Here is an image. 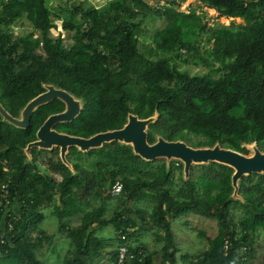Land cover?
<instances>
[{"label":"trees","instance_id":"trees-1","mask_svg":"<svg viewBox=\"0 0 264 264\" xmlns=\"http://www.w3.org/2000/svg\"><path fill=\"white\" fill-rule=\"evenodd\" d=\"M198 1L228 21L242 18L245 23L209 26L203 13L182 11L176 0L157 8L146 0H108L100 7L82 0H0V103L18 118L47 85H54L83 102L72 121L55 124L61 132L90 137L123 127L130 114L156 115L148 128L150 143L162 136L193 147L220 144L244 154L256 143L264 151V0ZM151 11L167 24L143 51L142 26ZM22 18L33 30L15 34L12 24ZM58 20L73 33L71 45L61 33L51 34ZM201 32L213 40L212 47L200 48ZM184 47L210 69L191 74L178 67ZM64 109L59 98L42 104L26 128L0 113V188L8 183L10 192V204L0 206V229L13 224L0 264H51L39 256L51 238L39 228L45 218L41 207L50 204L59 230L73 243L61 264H96L107 248L98 232L110 224L118 234L134 228L129 240L153 232L164 242L153 250L131 246L137 258L130 264H177L171 221L190 213L215 219L218 233L205 251L182 256L184 263L245 264L254 256L256 234L264 230V172L244 175L235 193V170L229 165L193 164L185 177L181 161L146 160L118 140L88 152L69 147L72 167L54 147L45 158L48 168L42 169L45 149L35 146L27 154L26 147L37 140L48 116ZM83 155L93 158L92 167L81 161ZM117 181L123 191L107 217L105 191ZM91 197L101 202L89 207ZM144 200L152 204L151 211L133 208ZM76 216L80 223L74 226ZM110 253L113 262L117 249Z\"/></svg>","mask_w":264,"mask_h":264},{"label":"rangeland","instance_id":"rangeland-1","mask_svg":"<svg viewBox=\"0 0 264 264\" xmlns=\"http://www.w3.org/2000/svg\"><path fill=\"white\" fill-rule=\"evenodd\" d=\"M57 1L59 0H54V3H56ZM82 1L84 2L86 1L87 3H92L95 6L100 7L106 4L108 0H82ZM146 1L157 8V7L170 5V3L173 0H146ZM176 1L179 3L178 5H176V7H178L182 11L189 12L195 10L197 13H203L205 16L204 17L205 21L208 23L209 26H213L215 24L229 25L232 23H236V24L245 23L242 18L227 21L224 18V16H221L216 9L213 10L212 8L203 5L198 0H176ZM57 24H58L57 28L51 29V34L53 36H58L61 33L62 37H64L65 39V43L67 45H71L73 42V37H72L73 33L64 31L61 20H58ZM166 24H167V20L163 15H159L151 11L147 16V18L145 19L142 26L143 32L140 42V49L143 51H147L148 49H150L153 44V40H152L153 35L157 32V30L162 29ZM12 30L15 32V34L20 35L33 30V25L26 18H22L12 24ZM38 33L39 32H36V34ZM198 44L200 45V48L204 50L205 48L212 47L213 40L209 41L207 33L201 32L198 40ZM175 54L176 53H169L167 54V56L174 57ZM179 55L180 57L176 58V65L181 69H185L189 71L191 74H195V73L202 74L210 69L207 65H204L198 59V57L194 56L191 52H189L186 47H184L181 50ZM183 59H185L186 61H183ZM216 74H219V72ZM77 100H79L80 106H82L83 102L78 98ZM248 148L250 150L248 154H252L254 152L253 145L249 144ZM25 151L27 154L30 153V150L28 148H26ZM88 151L89 150L82 152H88ZM50 155H52L51 149H45V151H42L39 160V164L42 169L48 168V163L45 158ZM59 155H60V150H59ZM162 159H166V158H162ZM166 160L169 162L175 159H171V160L166 159ZM81 161H84L85 164L89 167L93 166L92 157H84L83 155ZM175 174L177 175L178 172L176 171ZM54 176L57 179L61 178V174L59 173H55ZM109 191L110 190H108V192L107 190L105 191L107 199L104 201L105 202L104 204L107 207V211H106L107 217H110L115 207H117V195H111ZM100 202H101L100 199L94 200V198L91 197L89 207H93L94 205L97 206ZM138 207L145 208L151 211L152 204L147 200L139 201L133 205L134 209ZM41 208L45 215V218L39 223V228L44 229L47 232V234L51 236V238L44 243L43 249L41 253H39V256L51 264H61L64 257H66V255L68 254L69 249L73 247V243L66 236V232L59 230L58 218L52 213L53 205L52 204L43 205ZM192 216L190 217H187V215L181 216L180 218L173 221L172 224L173 229L178 234L175 236V240L179 247V251L177 253V264H187L184 263L183 260L181 259L182 256L190 255V257H192L193 255L195 256L205 251L210 246V242L212 238L215 237L218 231V224L215 219L202 217L204 222L209 224L208 227L206 225H204L205 226L204 227L200 222V217H195V216L192 217ZM79 223H80L79 216L74 217L72 220V225L76 226ZM179 224H182V227L179 226ZM189 225H191L192 227H190ZM201 230L204 231L205 235L207 236H202L200 234ZM98 234L105 239L107 243V248L104 251L103 256L96 259L97 262L96 264H109L112 262L110 259L111 257L110 252L116 249L120 241L119 234L112 224L103 227L98 232ZM35 235H38V232L35 231L34 236ZM149 235L150 234L147 233V236ZM132 242L134 243L136 241L133 240ZM245 264H264V230L260 229L257 232L254 256L252 258L247 259Z\"/></svg>","mask_w":264,"mask_h":264},{"label":"water","instance_id":"water-1","mask_svg":"<svg viewBox=\"0 0 264 264\" xmlns=\"http://www.w3.org/2000/svg\"><path fill=\"white\" fill-rule=\"evenodd\" d=\"M154 59L156 57H153ZM47 90L34 97L22 110L21 116H12L0 103V113L4 119L15 126L26 128L30 125L34 110L55 98L65 103L62 112L53 113L44 121L37 131V140L28 144L26 148L40 149L60 148L62 161L71 167L67 160L68 149L77 146L81 151L99 148L104 143L118 140L131 144L136 154L146 160L166 158L168 160H179L184 164V173L188 177L193 164H203L216 161L229 165L235 172L232 177L235 193L238 190L239 180L247 174L264 172V151L260 150L256 143H253L252 154H244L240 151L222 147L216 144L213 147H193L183 140H167L158 136L154 143L148 140L149 124L157 119V116L140 118L136 114H130L127 123L119 128L96 133L90 137H82L60 132L54 128L55 124L73 120L81 111L79 100L70 92L57 88L54 85H47Z\"/></svg>","mask_w":264,"mask_h":264},{"label":"built area","instance_id":"built-area-1","mask_svg":"<svg viewBox=\"0 0 264 264\" xmlns=\"http://www.w3.org/2000/svg\"><path fill=\"white\" fill-rule=\"evenodd\" d=\"M123 191V185L119 181H117L110 190L112 195H120ZM0 206H3V204L9 205L10 204V198H9V189H8V183H3L0 188ZM13 228V224H9L7 229H0V254L3 251V248L6 247L8 244V235L6 231ZM134 228L128 227L126 231H121L119 234L120 241L116 247L117 254L115 261L109 263V264H130L132 261H134L137 258V254L135 251L132 250V247L130 245V241L128 238V233L133 231ZM227 246V245H226ZM228 247V246H227Z\"/></svg>","mask_w":264,"mask_h":264},{"label":"crops","instance_id":"crops-1","mask_svg":"<svg viewBox=\"0 0 264 264\" xmlns=\"http://www.w3.org/2000/svg\"><path fill=\"white\" fill-rule=\"evenodd\" d=\"M192 215H194L195 217H200V222L202 223V225L204 226V225H206L207 227H208V223H205L204 222V220H203V218H206V217H204V216H200V215H197V214H192V213H190V214H187V217H190V216H192ZM184 216H186V215H184ZM194 216H192V217H194ZM203 217V218H202ZM180 218V217H179ZM178 219V218H177ZM176 220V219H175ZM175 220H172L171 221V230L173 231V237H174V241H175V243L177 244V242H176V240H175V236L176 235H178L177 233H176V231L173 229V221H175ZM188 224H189V222H188ZM179 226H181L182 227V224H179ZM190 227H192L191 225H189ZM205 227V226H204ZM176 228V227H175ZM155 231V230H154ZM217 233H218V231H217ZM150 235L149 236H147V233L145 234V233H142V235H138L137 237H134V238H131L129 241H130V245L132 246V247H139V246H141V244H143V245H146L148 248H149V250H153V249H161L162 248V246L164 245V242H161V241H157V239H156V235L153 233V232H150L149 233ZM200 234L202 235V236H207V235H205V233H204V231H200ZM163 235V234H162ZM217 235V234H216ZM215 235V236H216ZM213 239V238H212ZM133 240H135L136 242H132ZM132 242V243H131ZM178 246V245H177ZM194 256V255H193ZM187 264H189V263H187Z\"/></svg>","mask_w":264,"mask_h":264},{"label":"flooded vegetation","instance_id":"flooded-vegetation-1","mask_svg":"<svg viewBox=\"0 0 264 264\" xmlns=\"http://www.w3.org/2000/svg\"><path fill=\"white\" fill-rule=\"evenodd\" d=\"M72 121V120H71ZM67 122H69V121H67ZM61 132V131H60ZM65 133V132H64Z\"/></svg>","mask_w":264,"mask_h":264},{"label":"bare ground","instance_id":"bare-ground-1","mask_svg":"<svg viewBox=\"0 0 264 264\" xmlns=\"http://www.w3.org/2000/svg\"><path fill=\"white\" fill-rule=\"evenodd\" d=\"M227 20V19H226ZM228 21V20H227ZM253 145V144H252Z\"/></svg>","mask_w":264,"mask_h":264}]
</instances>
